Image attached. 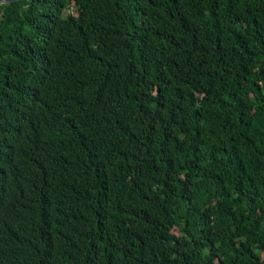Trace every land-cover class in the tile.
Segmentation results:
<instances>
[{
	"label": "trees",
	"instance_id": "obj_1",
	"mask_svg": "<svg viewBox=\"0 0 264 264\" xmlns=\"http://www.w3.org/2000/svg\"><path fill=\"white\" fill-rule=\"evenodd\" d=\"M0 264H264V0L0 5Z\"/></svg>",
	"mask_w": 264,
	"mask_h": 264
},
{
	"label": "water",
	"instance_id": "obj_2",
	"mask_svg": "<svg viewBox=\"0 0 264 264\" xmlns=\"http://www.w3.org/2000/svg\"><path fill=\"white\" fill-rule=\"evenodd\" d=\"M18 1H23V0H0V5L12 4V3H16Z\"/></svg>",
	"mask_w": 264,
	"mask_h": 264
},
{
	"label": "rangeland",
	"instance_id": "obj_3",
	"mask_svg": "<svg viewBox=\"0 0 264 264\" xmlns=\"http://www.w3.org/2000/svg\"><path fill=\"white\" fill-rule=\"evenodd\" d=\"M67 13V10L66 11H64V14H66Z\"/></svg>",
	"mask_w": 264,
	"mask_h": 264
}]
</instances>
